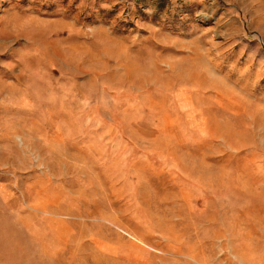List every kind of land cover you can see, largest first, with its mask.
I'll use <instances>...</instances> for the list:
<instances>
[{
	"label": "rangeland",
	"instance_id": "rangeland-1",
	"mask_svg": "<svg viewBox=\"0 0 264 264\" xmlns=\"http://www.w3.org/2000/svg\"><path fill=\"white\" fill-rule=\"evenodd\" d=\"M0 264H264V0H0Z\"/></svg>",
	"mask_w": 264,
	"mask_h": 264
}]
</instances>
